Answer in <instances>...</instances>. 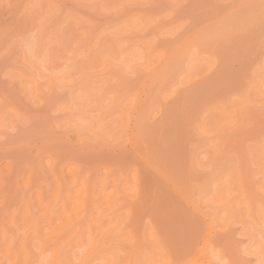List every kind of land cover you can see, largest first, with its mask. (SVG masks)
Here are the masks:
<instances>
[{
	"label": "rangeland",
	"instance_id": "1",
	"mask_svg": "<svg viewBox=\"0 0 264 264\" xmlns=\"http://www.w3.org/2000/svg\"><path fill=\"white\" fill-rule=\"evenodd\" d=\"M263 257L264 0H0V264Z\"/></svg>",
	"mask_w": 264,
	"mask_h": 264
},
{
	"label": "bare ground",
	"instance_id": "2",
	"mask_svg": "<svg viewBox=\"0 0 264 264\" xmlns=\"http://www.w3.org/2000/svg\"><path fill=\"white\" fill-rule=\"evenodd\" d=\"M219 24H220V23H219ZM227 25H228V23H227ZM213 27H214V26H213ZM230 27H231V26H230ZM230 27H229V29H230ZM218 28H219V27H218ZM219 29H221V28H219ZM233 29H234V28H233ZM209 31H211V30H209ZM230 31H232V28H231ZM215 32H216V31H215ZM222 32H223V31H222ZM222 32H221V33H222ZM225 32H227V31H224L223 33H225ZM227 33H228V32H227ZM212 34H213V33H212ZM196 35H197V34H196ZM199 35H200V34H199ZM217 35H219V34L217 33ZM219 36H222V35H219ZM199 37H200V36H199ZM207 37H208V35H207ZM213 37H214V35H213ZM213 37H212V38H213ZM210 38H211V37H210ZM202 39H203V38H202ZM204 39H205V38H204ZM204 39H203V40H204ZM199 40H200V39H199ZM195 41H197V40H195ZM197 42H200V41H197ZM214 72H215V71H214ZM136 115H137V114H136ZM138 115H139V114H138ZM261 246H263V245H261ZM263 258H264V257H263Z\"/></svg>",
	"mask_w": 264,
	"mask_h": 264
}]
</instances>
